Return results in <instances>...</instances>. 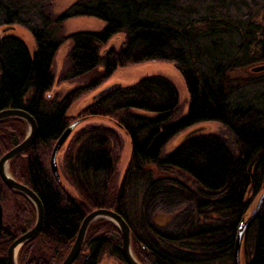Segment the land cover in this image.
Masks as SVG:
<instances>
[{"label":"trees","instance_id":"1","mask_svg":"<svg viewBox=\"0 0 264 264\" xmlns=\"http://www.w3.org/2000/svg\"><path fill=\"white\" fill-rule=\"evenodd\" d=\"M54 1L0 0V27L25 29L35 46L30 53L22 40L6 36L0 51V111L23 110L37 126L34 145L8 165L11 177L37 196L44 216L17 264H61L83 219L101 209L125 221L140 264H234L237 228L264 189V71L256 70L264 65V0H80L53 17ZM72 18L105 27L65 38L62 24ZM117 34L126 37L120 49L104 50ZM66 40L71 48L58 84L88 79L59 100L50 95L51 69ZM148 62L172 63L181 75L189 96L185 116L174 122L178 94L162 76L114 85L92 98L76 120L114 124L130 142V160L115 186L118 133L104 125L77 128L63 159L77 195L70 198L50 171L54 144L69 126L67 110L117 69ZM211 122L231 135L232 147L198 134L162 156L179 133ZM26 131L20 119L0 121V158ZM0 204V264H7L9 245L33 227L35 210L1 180ZM242 251L243 264H264V205ZM103 256L125 264L119 230L98 220L72 264H98Z\"/></svg>","mask_w":264,"mask_h":264},{"label":"rangeland","instance_id":"2","mask_svg":"<svg viewBox=\"0 0 264 264\" xmlns=\"http://www.w3.org/2000/svg\"><path fill=\"white\" fill-rule=\"evenodd\" d=\"M80 0H55L50 8V14L53 17H57L66 11L70 6ZM105 24L104 22L93 19V18H72L67 20L62 24V31L61 34L63 37L67 38L75 33H96L100 32L104 29ZM19 35L20 40H22L25 45L27 46L30 53H33L35 46L32 37L30 34L23 28L19 27ZM125 35L124 34H117L115 35L110 42L103 48L104 50L114 49L118 50L125 42ZM71 48L70 41L66 40L57 50L54 61L52 64L51 73L54 79V85L52 90L50 91V95L53 97H57L59 100L63 99L66 95L70 92L81 88L87 81V79H77L69 83L61 84L57 82L60 74L67 68L66 64V55ZM150 76H162L168 79L173 86L176 88L178 94V105H177V118L174 122L179 121L182 119L185 114L189 103V96L186 90L185 83L181 77V75L177 72L174 65L172 63L166 62H148L142 63L138 65L128 66L125 68L117 69L114 74L100 87L96 88L95 90L88 92L81 98L77 99L67 110L66 117L68 120V125L72 124L74 120H76L80 113L92 103V98L98 96V94L102 93L105 89L114 86H132L139 82L140 80L150 77ZM101 95V94H100ZM94 126V125H104L106 127H110L115 130L121 140V149L119 153V160L115 167V186L119 185L123 180V176L127 170L130 155H131V148L130 142L127 136L118 129L114 124L107 122V121H100V120H90L86 121L85 123H81L78 126V129L86 127V126ZM205 128L204 131L199 132V134H205L206 136L214 135L218 137H222L226 141L228 147L233 146V139L231 135L218 123H204L193 128L187 129L177 136H175L172 140L168 142V144L164 147L162 151V156H168L172 152L175 151L176 148L182 143V139L186 136L193 129L198 128ZM76 128V130H78ZM75 130V131H76ZM69 143L66 142L64 145L62 152H60L57 156V167L59 172V178L61 180V187L62 190L72 199H76L77 195L73 188L69 185L66 180L64 171H63V159L64 154L67 149ZM259 195V194H258ZM254 200V199H253ZM252 200V201H253ZM252 203V202H251ZM251 205V204H250ZM249 205V207H250ZM241 262L244 263L243 251L241 252ZM98 264H122L119 261L108 257L103 256Z\"/></svg>","mask_w":264,"mask_h":264},{"label":"water","instance_id":"3","mask_svg":"<svg viewBox=\"0 0 264 264\" xmlns=\"http://www.w3.org/2000/svg\"><path fill=\"white\" fill-rule=\"evenodd\" d=\"M19 32V28L15 26L0 27V51H1V41L6 36H14L20 39L19 35H15ZM259 71H264V65L257 68ZM110 88V87H109ZM108 89V88H107ZM105 89V90H107ZM104 90V91H105ZM103 92V91H102ZM102 94V93H100ZM99 95V94H98ZM7 119H20L24 121L27 125V131L23 140L17 144L13 149L8 151L0 158V180L3 185L22 196H24L34 207L35 210V223L33 227L22 234L20 237L15 239L8 247L6 252V262L7 264H17V253L19 249L28 241L34 239L41 231L43 225V208L37 198V196L26 186L15 181L9 173V162L14 158L24 154L28 151L35 143L37 135V126L34 119L23 110H4L0 111V121ZM85 123L84 119H78L72 124L66 127L63 133L59 136L56 141L50 156V171L58 184L61 185V180L59 178V172L57 167V156L62 151L64 145L68 141L72 133L78 128L81 123ZM205 128L193 129L186 136L183 137L182 141H185L191 137L199 134V132L204 131ZM264 205V189L261 190L259 195H257L252 201L250 207L245 213L244 217L240 221L237 228L234 249H233V260L234 264H243L241 262V252L243 250V241L245 234L249 227L254 223L255 219L259 215L262 207ZM98 220H103L112 223L120 232L122 239V258L125 264H140L132 252V242L130 229L125 223V221L115 212L108 210H95L89 213L82 221L80 228L78 230L77 237L71 247L68 255L61 264H72L80 254L82 246L84 244L87 229L90 225ZM2 221V208L0 204V226Z\"/></svg>","mask_w":264,"mask_h":264},{"label":"bare ground","instance_id":"4","mask_svg":"<svg viewBox=\"0 0 264 264\" xmlns=\"http://www.w3.org/2000/svg\"><path fill=\"white\" fill-rule=\"evenodd\" d=\"M263 66V65H262ZM260 67V66H259ZM257 70V69H256ZM259 71V70H258ZM212 123V122H211ZM63 133V132H62ZM58 140V139H57ZM56 143V142H55ZM55 145V144H54ZM86 237V236H85ZM74 244V243H73ZM73 246V245H72Z\"/></svg>","mask_w":264,"mask_h":264}]
</instances>
